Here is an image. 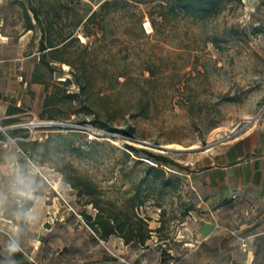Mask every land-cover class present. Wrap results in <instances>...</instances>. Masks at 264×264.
<instances>
[{"label":"rangeland","instance_id":"374dc122","mask_svg":"<svg viewBox=\"0 0 264 264\" xmlns=\"http://www.w3.org/2000/svg\"><path fill=\"white\" fill-rule=\"evenodd\" d=\"M100 1L77 0L71 10L62 8L61 16L50 10L55 26L66 28L72 20L84 18ZM159 1L111 2L103 15L106 36L96 40L91 36L88 51L75 39L48 51L49 58L66 60L53 61L57 69L53 77L47 75L50 90L57 95L48 109L57 118L81 126L35 128L36 136H44L41 140L51 138L45 145L48 161L35 160L48 179L29 156L16 169L2 168L10 176L9 182L0 184L4 256L8 240L15 237L29 264H246L248 249L233 243L237 233L198 241L204 211L192 180L193 165L186 160L264 113V0H226L217 14L206 18L167 13L157 22V30L149 12L162 19L157 14ZM23 2L27 5L26 0H0V61L7 69L12 64L6 87L0 83V99L21 100L19 121H29L47 116L42 112L43 83L29 81L39 60L41 32L38 27L25 28ZM79 38L84 43L89 40ZM83 68L90 78L86 90L74 77L68 84L60 81L73 76L70 70ZM67 92H74V98L66 97ZM94 118L107 125L93 123ZM128 125L134 126V137L123 131ZM20 129L17 136L24 132ZM129 143L166 152L187 166L163 165L167 183L154 174L143 183L147 199L139 210L151 227L160 226L144 245L126 244L117 234L108 240L99 238L84 215L95 213V207L77 194L61 171L90 176L104 196L122 202L145 174L149 160L141 156L144 153L135 154ZM9 144L16 147L17 140ZM190 146L194 148L188 151L175 149ZM21 177L30 182L35 196L27 210L30 220L15 215L29 201L15 193ZM233 214L229 211V216Z\"/></svg>","mask_w":264,"mask_h":264},{"label":"trees","instance_id":"16d2710c","mask_svg":"<svg viewBox=\"0 0 264 264\" xmlns=\"http://www.w3.org/2000/svg\"><path fill=\"white\" fill-rule=\"evenodd\" d=\"M27 5L23 2L26 10V23L25 28L40 29L39 38V60L35 64L32 71L31 82L43 83L45 89V95L43 98L42 112L46 113L48 118H57L48 107L53 105L54 100L57 98L56 93L50 90V81L47 75L54 76L56 66L53 61H66L63 59H51L48 56L49 50H59L61 47H66L70 42L75 39L79 43L84 44L88 51L90 46L91 36H95V40L101 36H106V25L103 21V15L108 11L109 4L116 0H101L97 8L92 9L84 18L78 20H72L68 26L58 28L55 26L50 10H53L56 15L62 14V8L71 10V6L77 0H26ZM136 2H145L146 0H135ZM226 0H160L158 6L160 10L158 15L161 16V20H158L151 12L150 22L158 30L157 22L163 21L166 18L167 13L170 14H187L193 17L206 18L217 14ZM101 17H98L100 16ZM143 16V14H141ZM140 16V17H141ZM83 26L79 31V27ZM259 29V28H257ZM79 31V32H78ZM83 35L89 40L84 43L80 40L79 36ZM58 36V38L52 37ZM84 64L86 63L83 61ZM71 64V62H68ZM73 76H68L65 79H60L64 83L68 84L72 81L73 77L77 81L78 85L86 90L90 83L89 75L86 69L81 71L70 70ZM151 77L154 76L151 71ZM66 97L73 99L74 92H67ZM15 111H22L21 106L14 107L9 104L7 113ZM19 117H10L2 120L3 124L15 123L19 121ZM67 120V119H66ZM93 123L106 126V121L99 118H94ZM17 130L20 128H9L7 131L11 136H17ZM21 136L26 137L28 132L23 129ZM130 137H134V126L128 125L123 130ZM2 135V134H0ZM50 136H47L45 141L39 138H17V144L20 147L19 151V164L22 166L27 162V156L31 159L46 162L48 161V150L45 147L50 140ZM127 146L135 151L137 155L144 153L149 160L146 163L145 174L140 177L139 181L133 186L129 195L122 201L108 198L104 196L103 190L100 186L88 175L79 173L72 170H66L61 168L64 175V180L72 186L77 194L85 197L87 203H91L95 209V213L84 212L86 221L90 224L95 234L104 240L113 235H119L126 244L133 243L135 245H144L149 238H151L153 231L159 229L160 226L153 228L150 226L148 218L141 214L140 206L146 201L147 195L143 194L142 185L146 178L150 174H154L156 177L163 179L165 183L168 182L166 177V171L163 165H175L180 168H187L184 164H181L176 158L170 156L163 151H154L147 147L137 148L132 144ZM129 154V152H126ZM144 160L143 158H139ZM34 204V199L27 201L23 204V208L27 211ZM2 253H0V259H4ZM15 258L20 261V264H29L28 258L25 256L23 250L21 253H17Z\"/></svg>","mask_w":264,"mask_h":264},{"label":"crops","instance_id":"0c3cea01","mask_svg":"<svg viewBox=\"0 0 264 264\" xmlns=\"http://www.w3.org/2000/svg\"><path fill=\"white\" fill-rule=\"evenodd\" d=\"M11 66L10 62L8 69ZM8 69L0 61V83L4 88ZM9 104L16 107L22 102L0 99V184L10 181L2 168L16 169L19 165L18 144H9L11 135L7 130L12 123L3 124L2 120L19 117L21 111L7 113ZM190 155L188 159L195 162L192 180L204 211L197 228L198 241L221 240L230 232L237 233L233 243L236 248L240 244L244 251L248 249L246 264H264V113L241 131ZM229 211L234 212L233 216Z\"/></svg>","mask_w":264,"mask_h":264},{"label":"built area","instance_id":"2783aa9c","mask_svg":"<svg viewBox=\"0 0 264 264\" xmlns=\"http://www.w3.org/2000/svg\"><path fill=\"white\" fill-rule=\"evenodd\" d=\"M80 126H81L80 124H78L77 122H74L72 120H64L61 118H48V117L37 118V117H35L33 120L17 121L15 123L10 124V126H9L10 128H23L29 133L27 137H23V136H13L12 137L11 136L10 140L16 141L17 138H39V139H43L44 138L43 135L36 136L34 134L35 128H37V127H40L42 130H55V129L60 130V129H77ZM2 129H4V127H2ZM18 149H20L19 146H18ZM28 159L32 165L37 167L40 175H43L46 179H48L47 175L41 170L40 165L37 164L35 162V160L31 159L30 157H28ZM194 163L195 162L191 159L186 160V164H188V165H194ZM54 187L57 189L56 186H54ZM67 203L69 204L68 201H67Z\"/></svg>","mask_w":264,"mask_h":264},{"label":"clouds","instance_id":"9594fccd","mask_svg":"<svg viewBox=\"0 0 264 264\" xmlns=\"http://www.w3.org/2000/svg\"><path fill=\"white\" fill-rule=\"evenodd\" d=\"M17 185L18 186L15 188V193L18 197H20L24 201L35 199L34 193L30 186V182L28 180L21 177L18 179ZM2 203V198H0V205H2ZM15 215L19 219L30 220L32 218L31 212L26 211L22 205L16 211ZM6 252L8 255L4 259H0V264H20V261L15 258L17 253L22 252V245L18 238L12 237L8 240L6 244Z\"/></svg>","mask_w":264,"mask_h":264},{"label":"water","instance_id":"95a60500","mask_svg":"<svg viewBox=\"0 0 264 264\" xmlns=\"http://www.w3.org/2000/svg\"><path fill=\"white\" fill-rule=\"evenodd\" d=\"M162 147H165V148L171 149V147H170V146H166V145H162ZM193 148H194L193 146H190V147L175 148V149H179V150L188 151V150H191V149H193Z\"/></svg>","mask_w":264,"mask_h":264},{"label":"bare ground","instance_id":"6f19581e","mask_svg":"<svg viewBox=\"0 0 264 264\" xmlns=\"http://www.w3.org/2000/svg\"><path fill=\"white\" fill-rule=\"evenodd\" d=\"M150 23V22H149ZM83 36V35H82Z\"/></svg>","mask_w":264,"mask_h":264}]
</instances>
